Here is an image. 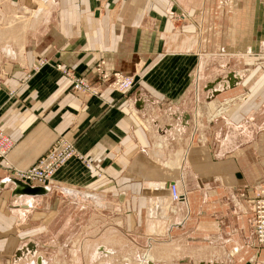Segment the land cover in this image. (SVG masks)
Wrapping results in <instances>:
<instances>
[{
  "label": "crops",
  "instance_id": "1",
  "mask_svg": "<svg viewBox=\"0 0 264 264\" xmlns=\"http://www.w3.org/2000/svg\"><path fill=\"white\" fill-rule=\"evenodd\" d=\"M12 3L0 5V12L12 10ZM155 6L156 0H61L47 9L55 12L53 18L38 19L19 58L10 50L3 55L0 129L14 145L9 167L0 168V264L28 260L29 254L37 256L30 264H47L42 253L60 243L46 245L44 238L54 233L49 226L62 201L71 235L89 231L93 219L104 214L115 216L116 231H134L144 214L156 237V216L164 211L161 204L171 206L172 182L183 196L174 204L183 215L165 234L173 243L174 229L181 230L190 251L183 264H245L236 257L254 253L244 202L264 179V71L243 72V61L254 58L240 48L264 53V2L247 10L242 33L236 20L239 29L221 44L226 53L213 58L197 54L190 38L179 48L175 26L165 24ZM197 11L185 13L188 33ZM40 60L47 63L37 66ZM100 61L107 71L134 77V88L119 95L103 86L100 96L89 98L75 93L55 69L68 67L92 81ZM213 62L218 73L211 76ZM244 92L248 98L207 124V137L199 140L192 110ZM59 138L77 155L53 175L43 194L18 192L13 170L33 166ZM106 246L101 239L85 244Z\"/></svg>",
  "mask_w": 264,
  "mask_h": 264
},
{
  "label": "rangeland",
  "instance_id": "2",
  "mask_svg": "<svg viewBox=\"0 0 264 264\" xmlns=\"http://www.w3.org/2000/svg\"><path fill=\"white\" fill-rule=\"evenodd\" d=\"M60 1L61 0H14V3H12V10L8 12H0V77L4 76L5 73L3 55L10 50L11 53L15 54L19 58L23 54V40L25 37L28 36L29 32L35 29L33 26L37 25L38 19H43L46 16L52 18L54 17L55 12L52 10L47 11V9L50 6L52 7L57 5V3ZM177 1V5L170 6L171 3L169 0H156L155 8L159 10V12L163 13L161 16L164 18L165 24H169L173 27L175 26L176 32L174 34H176L175 39L179 48H181L183 45H186V43L188 44V41L192 39L191 41H193L192 43L194 45L193 48L197 54L211 58L218 55H224L226 53V47L222 46L221 44L231 40V30L235 28L237 30L240 28L242 33V31L247 28V10L249 9V11H251L252 8L256 9L257 5L261 6V3L264 2V0ZM31 3H33V7L27 6ZM0 5L3 7L6 5L10 6L9 0H0ZM196 9H200L199 13L197 11L199 16H195L196 11L192 12L190 20H193V23L194 21L196 22L194 23L195 26L193 25L192 27V32L188 33L186 32L189 31L188 27L186 26L187 24H184L185 21H188V15L186 16L185 13L188 10L193 11ZM237 19L239 22V28L237 26ZM37 30H39V28H37ZM189 35L191 37H189ZM185 37L190 39L187 40ZM244 39L247 41V36ZM172 40L173 39H169V41ZM240 49V52L247 54L246 57L253 56L254 58L252 62L249 60L243 61L241 64L243 67V72H247L250 69L264 71V53L258 52L259 49L257 47L254 49L256 50V53L253 51H250V53L248 48L244 45ZM100 62L104 63V61ZM41 63L46 64L47 61L40 60L36 64L39 66ZM217 66L218 65L216 62L209 64V68H211V70H209L211 76L218 73ZM107 72L119 71L108 70ZM29 73H31V70L25 73L26 76L24 79L30 78L31 74ZM119 73L132 77L131 75L125 74L124 72ZM201 83L202 81H199L200 87L202 86ZM78 93L82 95L80 92ZM247 98L248 93L244 92L243 94L229 97V99L225 100L215 99L216 101H214V105H211V103L207 105L206 103L199 105V107L196 109L194 108L191 114H194V121L196 122L195 126L197 129H199V140H202L203 142L204 137H207V133L209 131L207 124L209 125L215 120H220L226 117L232 108H236L237 105L239 106ZM2 164L3 163L0 162V168L3 167ZM13 173L14 170L12 174ZM263 181L264 179L262 182ZM262 182L253 185L254 190L252 198L256 192L255 186L258 184L260 185ZM169 198L171 201V206L168 207L166 204L162 206L161 204V207H163L164 211H159L156 216V220L158 221L156 223V237L150 236L149 232L152 230L149 225L150 219L148 218L149 221H146L144 214H142V216L139 214L140 226L134 231L126 229L116 231L114 229L117 228V223L114 222L115 216L111 217L109 214H104L93 219V226L89 225L87 227V230L89 231L85 232L84 229L77 236L71 235L67 224L68 212L66 206L62 204L64 201H60V215L55 220V222H52V224L49 226L50 228L52 227L54 233L51 236L49 235L44 238V240L47 242L46 245H52L53 240L58 241L60 245H57V248L47 247L46 251L42 253V255L46 257L47 264H183V259L181 258L186 254L189 255L190 251L187 249L186 244L183 243L180 237L181 230L178 228L174 229V233L177 237H175L176 240H173V243H171V241L170 243H167L166 238V234L168 235L166 232L169 230L170 226L174 224L173 221L175 222V220H178L180 222V219L183 215L181 208L178 210L176 208L177 206L174 205L175 203L180 202L183 199V196L179 193V199L175 200L171 193H169ZM250 200H245L246 202H244L246 205L245 215H247L251 233L253 234V248L255 251L249 255V257L238 255L236 258L239 259L240 263L245 261V264H264V255H262L264 245L259 246L258 244V236H256V233L253 231L252 218H250L251 213L248 211ZM126 226L127 225L125 222V227ZM101 229H103V232ZM100 239L103 241V243H107L108 246L104 248L98 247V249L85 248V244L88 242H97ZM75 244H77V247L74 246ZM191 253H193L197 259L198 250L193 249L191 250ZM219 254L222 255L221 253ZM29 255L30 256H28V260H22V258H20L19 262L16 261L15 264H30L32 261L37 260L36 255ZM96 257H98V261L94 260ZM190 264H193V262L191 261Z\"/></svg>",
  "mask_w": 264,
  "mask_h": 264
},
{
  "label": "built area",
  "instance_id": "3",
  "mask_svg": "<svg viewBox=\"0 0 264 264\" xmlns=\"http://www.w3.org/2000/svg\"><path fill=\"white\" fill-rule=\"evenodd\" d=\"M41 63L39 66H44ZM56 71L61 73L71 84L75 92H80L85 97L99 96L103 86L112 92L123 95L134 88L133 77L119 72H107L103 62H98L94 68V78L89 81L83 74H77L73 70L57 65ZM14 143L7 133L0 129V162L5 167H9L6 159L12 151ZM77 155L74 146L66 139L59 138L51 144L49 151L38 158L31 167L14 170L11 179L21 181L31 187L47 186L53 175L65 164L67 160ZM254 197L249 201V213L252 218L253 231L258 236L259 246L264 245V181L255 186ZM169 191L175 200L179 199L176 184L169 186Z\"/></svg>",
  "mask_w": 264,
  "mask_h": 264
},
{
  "label": "water",
  "instance_id": "4",
  "mask_svg": "<svg viewBox=\"0 0 264 264\" xmlns=\"http://www.w3.org/2000/svg\"><path fill=\"white\" fill-rule=\"evenodd\" d=\"M17 185L20 187V190L18 192L26 194V195H31V196H36V195H41L44 193V189L42 187H30L26 184H24L21 181L15 180Z\"/></svg>",
  "mask_w": 264,
  "mask_h": 264
},
{
  "label": "bare ground",
  "instance_id": "5",
  "mask_svg": "<svg viewBox=\"0 0 264 264\" xmlns=\"http://www.w3.org/2000/svg\"><path fill=\"white\" fill-rule=\"evenodd\" d=\"M148 259H149V258H148ZM148 259H147V260H148ZM149 261H150V259H149Z\"/></svg>",
  "mask_w": 264,
  "mask_h": 264
}]
</instances>
